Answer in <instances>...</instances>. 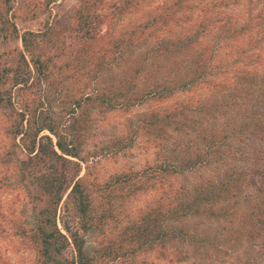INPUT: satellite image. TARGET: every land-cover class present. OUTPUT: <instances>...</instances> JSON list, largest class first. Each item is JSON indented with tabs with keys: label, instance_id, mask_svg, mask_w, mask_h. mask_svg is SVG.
Here are the masks:
<instances>
[{
	"label": "rangeland",
	"instance_id": "rangeland-1",
	"mask_svg": "<svg viewBox=\"0 0 264 264\" xmlns=\"http://www.w3.org/2000/svg\"><path fill=\"white\" fill-rule=\"evenodd\" d=\"M10 1V19L17 33L31 30L41 35L48 31L51 41H44L41 50L52 58L50 75L43 76L37 88L19 91V96L14 90V107H19L18 98L30 101L42 96L43 112L60 125L66 124L74 98L123 87L121 82H128L124 70L134 59L158 45L161 38H176L195 22L210 17L214 22L210 36L202 37L193 46L200 52L213 45L215 52L203 82L167 98L146 97L127 110L117 107L108 112L92 110L81 151L86 161L80 163L78 176H85V183L94 190L97 215L105 213L108 217L101 218L99 226L85 237L89 246L116 238L120 227L136 221L140 211L158 206L162 191L170 192V188L181 183L187 186L218 183L231 166H236L246 179L241 181L243 189L235 207L211 202L205 207L206 212L169 224L182 225L189 234L184 241L173 240L164 253L157 245L133 257L122 248L120 253L124 254L105 260L104 264H264V207L253 206L259 196L254 187L246 183L251 177L260 183V171L264 170V0H187L177 12L180 23H170L159 30L143 23L154 14L170 12L176 0H130L132 5L117 13L112 9L125 0ZM89 5H94L104 16L100 33L107 29V32L111 30V35L122 34L126 38L133 29L139 33L134 45L129 44L125 58L111 63L97 75L93 74L92 64L84 65L73 58L79 47L73 39L79 12H85ZM224 21L233 22L240 32L236 37L222 38L215 44L216 37L223 33L215 32H219ZM247 23V29H242L241 25ZM107 36L108 33L97 46L102 45ZM16 47L21 48V42L12 38L2 44L0 50L11 53ZM158 59L163 68L173 65L166 57ZM151 61L149 59L148 64ZM60 64L64 66L58 68ZM151 69L155 67L146 66L138 78L139 88L148 82L146 72ZM242 71L244 74L240 75ZM176 105L183 108L184 113L178 116L180 120L187 115L181 130H173L171 126L159 131L144 127L150 112L162 115ZM13 117L10 108L0 109V264H33L34 253L29 244L18 236H11L14 227L30 221L31 212L18 174L17 150L6 133ZM43 134L51 135L47 130L40 132ZM211 135L215 139L213 146L208 145ZM190 157L197 160L194 167L167 177L163 190L156 175L149 179L150 172H143L162 161L178 163ZM116 174L141 175L146 186L127 192L124 183L114 188L106 185V182L112 183L110 179ZM67 192L58 205L57 223L59 227L63 222L76 227L72 204L65 202ZM226 208L228 213H224ZM220 212L222 214L218 215ZM229 230L237 235L227 243L224 238ZM181 253H185L186 258L176 260Z\"/></svg>",
	"mask_w": 264,
	"mask_h": 264
},
{
	"label": "trees",
	"instance_id": "trees-1",
	"mask_svg": "<svg viewBox=\"0 0 264 264\" xmlns=\"http://www.w3.org/2000/svg\"><path fill=\"white\" fill-rule=\"evenodd\" d=\"M186 1L176 0L170 12L154 14L143 25L148 27L149 23L151 28L159 30L170 23H180L177 12ZM130 5L131 1L125 0L114 6L118 11L112 10L115 13L121 12ZM11 9L10 0H0V47L12 38L21 42V48L16 47L11 53L0 50V109L10 108L11 115H14L6 127V133L10 135L17 150L15 160L18 174L31 206L30 221L14 227L11 236H18L29 244V249L34 253L33 264H104L105 260L119 258L124 254L120 253L122 248H125L124 252L136 257L153 250L157 245L161 253H164L168 245L174 243L173 240L179 238L184 241L189 234L182 225L169 224L206 212L205 207L211 202H223L222 207H235L240 202L239 192L243 189L241 181L246 177L240 168L231 166L218 183L208 182L195 186L181 183L170 188V192L162 191L158 206L140 211L136 221L120 227L116 238H109L98 246H89L85 235L99 226L98 221L101 218L108 217L105 213L97 215L94 190L85 183V176H78L80 163L86 161L81 151L92 110L97 108L108 112L116 107L127 110L146 97L167 98L178 91H189L198 82H203L207 78L209 63L215 52L213 45L200 52L193 46L202 37L208 34L210 36L214 22L205 16L176 38H161L158 45L134 59L124 70L125 75H128V82H121L123 87L74 98L66 124L60 125L43 112L42 96L34 97L30 101L18 98L19 107H14V90L19 96V91L37 88L42 83L43 76L50 75L52 58L41 50L44 41H51L48 31L40 35V32L26 30L19 35L10 19ZM85 10L79 12L80 20L74 29L73 39L79 47L73 58L84 65L92 64L93 74L97 75L111 63L124 59L129 44L134 45L139 33L133 29L128 38L122 34L111 35V30L107 32V29L100 33L99 26L104 23L103 14L94 5L85 7ZM245 24L241 25L244 30L249 23L246 26ZM159 25L161 26L157 28ZM236 30L238 29L233 22L224 21L219 32H215L223 33L216 37L214 43L218 44L222 38L236 37L240 32ZM107 33L106 41L97 46ZM44 35L47 36L43 38ZM162 57L168 58V62L173 65H165L163 68L158 59ZM149 59L152 61L148 64ZM67 64L68 61H65L64 65ZM64 65L60 64L58 68ZM146 66H153L155 69L146 72L149 80L144 87L139 88L137 80L146 70ZM239 73L244 74V71ZM38 108L40 109L37 112ZM183 113V108L178 105L162 115L152 111L146 116L144 127L159 131L171 126L173 130L179 131L186 123L187 115L182 120L178 117ZM43 130H47L54 139L48 134L40 135ZM214 140L211 135L208 145L213 146ZM196 161L192 157L178 163L162 161L143 169V172H150L149 179L156 175L163 190L167 177L192 169ZM110 180L112 183L105 184L114 188L118 183H124L125 188H128L127 192L146 186L141 175L116 174ZM259 180L260 183H257L251 177L246 183L248 187H254L259 196L253 206L264 207V170L260 171ZM66 192L65 202L72 204L77 218L76 227L65 222L59 227L57 223L58 205ZM224 210V213L229 212L227 208ZM236 235L237 232L229 230L224 239L229 243ZM186 256L181 253L176 256V260L182 261Z\"/></svg>",
	"mask_w": 264,
	"mask_h": 264
}]
</instances>
